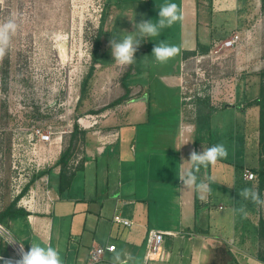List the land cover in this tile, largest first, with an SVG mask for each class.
<instances>
[{"label": "crops", "instance_id": "1", "mask_svg": "<svg viewBox=\"0 0 264 264\" xmlns=\"http://www.w3.org/2000/svg\"><path fill=\"white\" fill-rule=\"evenodd\" d=\"M198 2L188 1L197 12ZM184 5L181 1L183 17ZM153 10L158 14L159 9ZM174 30V42L160 40L179 46L180 55L159 64L150 57L149 46L145 55L156 70H147L142 82L137 79L128 84L127 77L136 73V63L131 66L132 72L123 76L118 90L121 93L127 88L130 98L107 112L91 115V119H78L79 128L86 131L81 154L84 165L66 191L59 192V167L55 166L61 146H49L47 156L41 154L39 164L47 160V169L37 168L39 177L17 203V208L28 214L4 220L26 251L34 241L42 246L50 244L59 250L63 264H88L92 248L114 245L113 251H106L94 264H112L114 254L121 250L134 258L128 264H144L146 235L155 230L163 232L164 238L156 259L147 264H264L257 259L258 225L264 219V207L238 195L245 187L258 188L257 178L243 179L244 170L255 168L258 162L250 166L240 157L239 162L218 167L219 179L216 186L210 184V194L179 189L178 173L191 167L185 161L189 153L193 149L201 152L207 146H195L194 125L184 116L182 53L197 45L184 47L182 22L176 23ZM227 105L235 110L239 107ZM200 173L201 180L212 177L210 169L202 168L197 175ZM14 198L0 203V211ZM212 205L217 207L216 216L211 212ZM241 205L247 207V219L233 212ZM114 215L129 220L131 225L115 223ZM9 256L11 249L0 242V264L8 261L1 257Z\"/></svg>", "mask_w": 264, "mask_h": 264}, {"label": "rangeland", "instance_id": "2", "mask_svg": "<svg viewBox=\"0 0 264 264\" xmlns=\"http://www.w3.org/2000/svg\"><path fill=\"white\" fill-rule=\"evenodd\" d=\"M181 1H185L184 47L197 43L209 47L205 54L185 60V115L196 119L204 103L214 109L209 147L223 143L229 153L205 169L211 170L212 186L217 184L222 165L239 162L240 157L250 166L257 164L255 119L259 108L249 105L259 96V73L264 71L261 0H199L198 12L189 0H0V24L8 20L17 24L7 54L0 61L1 204L14 198L41 172L37 168L45 166L47 160L39 164V159L41 154L47 156L49 146L59 145L62 150L68 145L75 121L107 112L109 104L125 95L124 90H118L131 66H120L113 60L108 46L112 36L135 31L131 19L136 23L141 19L155 21L158 14L152 9L166 2L180 7ZM98 29L101 42L93 62ZM174 29L175 25L162 30L159 37L142 41L136 52V73L127 77L128 84L137 79L142 82L147 70H156L145 52L148 54V48L152 50L161 37L174 42ZM234 33L240 36L239 43L222 49L223 41ZM149 54L152 57V52ZM90 71L92 76L87 80ZM228 103L238 104L247 116L238 108L224 107ZM37 129L50 135V141L40 142ZM82 151L81 146L75 149L71 165H76ZM211 212L216 216L217 207L212 205Z\"/></svg>", "mask_w": 264, "mask_h": 264}, {"label": "clouds", "instance_id": "3", "mask_svg": "<svg viewBox=\"0 0 264 264\" xmlns=\"http://www.w3.org/2000/svg\"><path fill=\"white\" fill-rule=\"evenodd\" d=\"M183 19L179 6L176 3L169 2L159 7L158 19L155 21L141 19L139 23H136L135 19H131L135 31H122L123 36H112L108 41L113 60L120 66L134 65L137 60L136 52L139 50L142 41L159 37L162 30L171 28L176 23L182 22ZM16 30L17 24L13 20L0 24V61L7 54L11 35L15 34ZM180 53L181 48L179 46L170 45L167 41L160 40L159 43H155L151 55L154 57L155 62L165 64L180 55ZM228 154V149L223 143L214 144L206 149L203 148L201 152H197L195 149L191 150L189 158L185 160L188 161L191 167L178 173V179L181 182L179 189H194L197 193L210 194L212 191L210 184L214 182V178L208 177L205 181L199 179L197 174L201 168L207 169L214 166L218 161L226 159ZM238 195L242 200L250 201L257 207H264V196H261L259 189L255 186L241 189ZM201 199H204L203 195H201ZM233 212L238 214L241 219H247L249 215L246 205L234 208ZM3 238L7 244L16 242L15 239L7 235L6 230H4ZM30 245L31 247L25 251L23 244H20V258L15 261V264H63L59 250L50 244L42 246L41 243L34 241ZM133 259L131 253L121 250L114 254L112 264H128ZM5 264H13V262L6 261Z\"/></svg>", "mask_w": 264, "mask_h": 264}, {"label": "trees", "instance_id": "4", "mask_svg": "<svg viewBox=\"0 0 264 264\" xmlns=\"http://www.w3.org/2000/svg\"><path fill=\"white\" fill-rule=\"evenodd\" d=\"M264 3V0H261ZM264 8V4H262ZM101 29H98L97 35L94 39V49L92 52L93 62L97 60V51L100 46L101 38ZM209 47L207 45L197 43V46L193 50H185L182 53L184 60L195 55H202L208 51ZM93 68V67H92ZM132 72V67L124 75ZM92 76V71H90L86 77L89 80ZM261 78L259 96L255 99L253 103H250L249 106H256L259 108V117L257 121L256 129L258 131V165L255 168L250 169L256 176L258 180V189L260 193L264 191V71L259 73ZM85 85V82L83 83ZM129 90L125 88V95L116 99L114 102L109 104L107 108H111L121 104L124 101L128 100ZM205 106V107H204ZM204 109L198 111L196 119H189L184 114L185 119L194 125V144L198 146L204 143L207 148L209 147V131H210V115L214 109H210L205 103L203 105ZM228 107V105H224ZM86 131L79 128L76 121L73 123L72 131L69 133L68 145L63 147L60 152L59 158L55 166L59 167V192L66 191L73 180V177L77 171L83 169L84 160L80 157L76 165H71L75 160L74 153L75 149L79 146L83 148L85 142ZM44 174V173H42ZM39 176L32 177V179L22 188L21 192L10 202V204L3 210L0 211V222L4 224L5 219L27 215L28 213L21 208H17V203L20 198L29 190L30 186ZM196 201V200H195ZM198 209V203L195 202V210ZM258 239H259V250L257 253V259L264 263V219L259 220L258 225Z\"/></svg>", "mask_w": 264, "mask_h": 264}, {"label": "built area", "instance_id": "5", "mask_svg": "<svg viewBox=\"0 0 264 264\" xmlns=\"http://www.w3.org/2000/svg\"><path fill=\"white\" fill-rule=\"evenodd\" d=\"M239 41H240V36L237 33H234L229 39L223 41L221 48L222 49H232L239 43ZM214 52L217 53L218 51H214ZM36 134L38 135L39 140L41 142L47 143L50 141V135L40 133V130L38 129L36 130ZM243 179L252 181L256 179V175L252 171L246 169L243 172ZM113 221L117 224H122L124 226L131 225V222L129 220L122 218L120 215H114ZM0 226H2L0 227V242L5 243L11 249V256L1 257V258L15 263V261L20 258V244L21 243L11 234V232L1 222H0ZM4 230H6L8 236L16 240L14 244H7L5 242V239L3 238ZM146 236H147L146 237V255L144 259V264H147L150 261H153L156 259L154 258V256L158 255L161 250L164 233L160 231L149 230ZM114 249H115L114 245L98 246V247L92 248L89 251L88 264H94L100 261L106 251H113Z\"/></svg>", "mask_w": 264, "mask_h": 264}]
</instances>
